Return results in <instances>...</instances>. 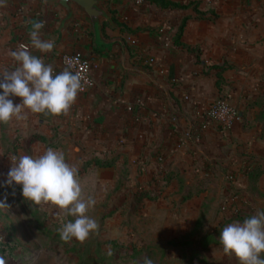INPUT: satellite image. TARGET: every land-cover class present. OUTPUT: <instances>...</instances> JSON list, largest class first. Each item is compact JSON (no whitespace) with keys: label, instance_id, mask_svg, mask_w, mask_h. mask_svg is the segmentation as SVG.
<instances>
[{"label":"crops","instance_id":"crops-1","mask_svg":"<svg viewBox=\"0 0 264 264\" xmlns=\"http://www.w3.org/2000/svg\"><path fill=\"white\" fill-rule=\"evenodd\" d=\"M171 1L182 6L104 0L116 26L103 21V37L111 44L100 50L80 15L59 31L63 11L57 0H5L0 7V72L18 66L10 52L22 43L56 73L65 69L63 56L77 49L94 63V87L78 92L67 115L25 109L26 119L5 123V131L19 140L17 156L37 157L52 148L78 170L95 157L117 156L114 166L91 164L86 172L119 179L124 162L129 177L134 173L141 182L170 172L168 186L179 196L189 184L212 180L208 190L187 201L204 199L215 176L225 171L235 172L234 180L238 177L247 189L248 179L240 170L250 155L264 158V123L259 118L264 109V0ZM186 17L183 44H177L175 35ZM33 21L44 22L40 36L54 41L52 52L32 46ZM221 96L239 111L229 127L205 117ZM13 100L21 102L19 97ZM33 134L52 138L58 146L27 144ZM258 188L264 193V174Z\"/></svg>","mask_w":264,"mask_h":264},{"label":"rangeland","instance_id":"rangeland-1","mask_svg":"<svg viewBox=\"0 0 264 264\" xmlns=\"http://www.w3.org/2000/svg\"><path fill=\"white\" fill-rule=\"evenodd\" d=\"M5 129L0 123V203L7 205L0 207V255L6 264H143L145 257L154 264H239L220 243L210 244L206 256L198 242L206 233L218 234L228 224L264 211V196L245 189L238 177L234 180L235 172L216 175L204 199L186 202L160 175L142 182L134 173L123 181L114 174L103 180L83 165L79 179L84 197L96 200L88 215L99 229L84 242L75 238L65 242L58 230L74 217L55 205L27 201L22 185H7L9 157L17 156L20 145ZM143 190L159 196L139 198ZM237 214L242 219H232Z\"/></svg>","mask_w":264,"mask_h":264},{"label":"clouds","instance_id":"clouds-1","mask_svg":"<svg viewBox=\"0 0 264 264\" xmlns=\"http://www.w3.org/2000/svg\"><path fill=\"white\" fill-rule=\"evenodd\" d=\"M6 6L0 0V7ZM43 21H33L30 32L31 44L42 53L55 48L54 41L43 40L40 30ZM18 66L14 70L0 72V123L27 118L25 109L35 114L52 116L67 115L75 103L78 92L83 90V76L69 70L56 73L51 64L32 55L28 46L20 44L10 52ZM13 97L21 98L15 103ZM12 166L7 174V185H22V195L36 205H55L73 220L62 223L60 238L69 242L73 238L84 242L98 232L99 224L88 215L96 204L92 197L85 198L79 179V170L66 161L62 151L48 148L37 157L11 156ZM0 207H7L0 203ZM220 244L228 255H235L239 264H264V211L225 226L220 232ZM0 264H6L0 255ZM143 264H154L145 257Z\"/></svg>","mask_w":264,"mask_h":264},{"label":"trees","instance_id":"trees-1","mask_svg":"<svg viewBox=\"0 0 264 264\" xmlns=\"http://www.w3.org/2000/svg\"><path fill=\"white\" fill-rule=\"evenodd\" d=\"M148 1L158 6L164 7V8H168V7L177 8V7L182 6L179 3H176L171 0H148ZM187 18L188 17L183 19L181 25L179 26V29L176 32L175 43L177 44H183L180 42V38H181L183 28L185 25V21L187 20ZM222 82H223V79L219 75V79L217 81L218 85H220ZM259 118L264 123V109H263L261 116H259ZM244 126L248 127L247 124H245ZM35 141H42L46 143L49 147L58 146L57 143H55L54 139L48 138L41 134H33L32 136L26 139L27 144H31ZM117 159H118L117 156H114L111 158H104V159L95 157L89 161H86L84 164V167L87 168L91 166V164H95L98 167H111L116 164ZM247 161H248V164L244 168V170H242V174L245 175L248 179V190L251 193L255 194L256 196H264V193H262L258 188L259 178L262 174H264V158L256 157L255 155H250ZM128 177H129V166L126 162H124L120 166V176L118 180L123 181L124 179ZM172 178H173V175L170 172L160 173V179L163 180L164 183L166 184H168L172 180ZM211 182L212 180L210 178H205V179H202L200 182L187 185L185 189V193L183 194L181 198V201H186L190 199L192 196H194L195 194H200L201 192L208 190V187L211 184ZM158 196H159L158 193L152 192L150 190H143L141 191V193H139V198L148 197L149 199H156L158 198ZM232 219H242V215L237 214ZM200 220L201 218H199L198 220L199 224H200ZM219 236H220V231L218 234H214V233L204 234L198 242L199 247H200V252H202L206 256H209L210 255L209 245L212 243H216V244L220 243ZM170 244L182 245L184 243H180L177 241H171Z\"/></svg>","mask_w":264,"mask_h":264},{"label":"built area","instance_id":"built-area-1","mask_svg":"<svg viewBox=\"0 0 264 264\" xmlns=\"http://www.w3.org/2000/svg\"><path fill=\"white\" fill-rule=\"evenodd\" d=\"M135 1L144 3L146 0ZM65 58L71 61L70 67L65 64ZM63 62L65 67H69V70L73 73L79 72L83 76V90L79 91V93H88L95 84L93 75L94 63L90 57L82 50L77 49L71 53H66L63 56ZM205 117L210 122L220 124L223 127H229L239 117V111L235 105L229 102L224 96H221L209 106ZM158 160L162 161L163 156H159Z\"/></svg>","mask_w":264,"mask_h":264},{"label":"water","instance_id":"water-1","mask_svg":"<svg viewBox=\"0 0 264 264\" xmlns=\"http://www.w3.org/2000/svg\"><path fill=\"white\" fill-rule=\"evenodd\" d=\"M57 6L63 11L59 21L62 31L76 15H80L90 26L94 41L100 50L106 49L111 42L103 37V21L116 26L113 16L106 9L104 0H57Z\"/></svg>","mask_w":264,"mask_h":264}]
</instances>
